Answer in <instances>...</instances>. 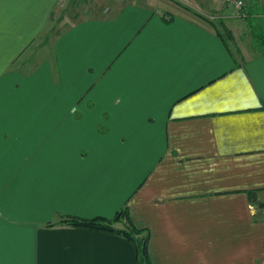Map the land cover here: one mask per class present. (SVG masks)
<instances>
[{
	"label": "crops",
	"instance_id": "0c3cea01",
	"mask_svg": "<svg viewBox=\"0 0 264 264\" xmlns=\"http://www.w3.org/2000/svg\"><path fill=\"white\" fill-rule=\"evenodd\" d=\"M229 6L0 0V264H142L61 222L125 206L154 264H264V50Z\"/></svg>",
	"mask_w": 264,
	"mask_h": 264
},
{
	"label": "trees",
	"instance_id": "16d2710c",
	"mask_svg": "<svg viewBox=\"0 0 264 264\" xmlns=\"http://www.w3.org/2000/svg\"><path fill=\"white\" fill-rule=\"evenodd\" d=\"M254 0H248L246 7L249 12V16L246 19L251 17L250 9L254 6L252 4ZM248 3H251V6H248ZM217 25V24H216ZM218 26V25H217ZM219 27V26H218ZM254 40L262 47L264 50V29L255 27ZM122 220L124 222L123 227H116L115 222ZM61 222H65L71 225L88 227L91 229L98 230H108L123 234L133 241L136 246L137 256L142 264H154L150 257L149 252V239L150 233L145 228L137 227L130 215V209L128 206H125L119 210L114 217L105 218V217H94V218H81L77 216H66L61 219Z\"/></svg>",
	"mask_w": 264,
	"mask_h": 264
},
{
	"label": "rangeland",
	"instance_id": "374dc122",
	"mask_svg": "<svg viewBox=\"0 0 264 264\" xmlns=\"http://www.w3.org/2000/svg\"><path fill=\"white\" fill-rule=\"evenodd\" d=\"M175 9H177V7H175ZM254 10L256 11V8H254ZM228 11L235 15V11L231 6H229ZM217 21L221 20L218 19ZM220 24L221 23H219V25ZM225 24L233 27L235 40L241 41L240 39L242 38V40L244 39V41L250 42L254 39L255 27L258 29L261 26L264 29V14L263 17H250L249 19L234 16L233 18L225 20Z\"/></svg>",
	"mask_w": 264,
	"mask_h": 264
},
{
	"label": "built area",
	"instance_id": "2783aa9c",
	"mask_svg": "<svg viewBox=\"0 0 264 264\" xmlns=\"http://www.w3.org/2000/svg\"><path fill=\"white\" fill-rule=\"evenodd\" d=\"M225 5L231 4L234 8L235 15L241 18H247L249 12L247 10L246 4L247 0H221Z\"/></svg>",
	"mask_w": 264,
	"mask_h": 264
}]
</instances>
